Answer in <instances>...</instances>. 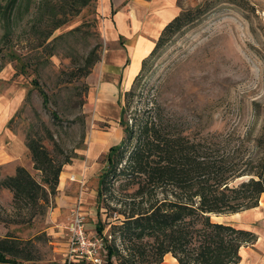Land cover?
Listing matches in <instances>:
<instances>
[{"label":"rangeland","instance_id":"374dc122","mask_svg":"<svg viewBox=\"0 0 264 264\" xmlns=\"http://www.w3.org/2000/svg\"><path fill=\"white\" fill-rule=\"evenodd\" d=\"M7 1L0 0V108L12 105L6 125L22 136L25 145L29 133L41 137L55 154L47 140L48 130L62 150V154L56 153L57 158L80 162L87 172L83 175L85 188L78 187L75 200L63 216V228L56 231L59 235L46 229L51 224L49 206L43 216L37 214L29 224L20 225L23 235L38 233L36 246L43 262L64 264L66 231L75 205L84 215L87 233L104 241L106 237L111 239L112 225L118 223V214L112 209H123L121 199L109 197L108 192L101 203L96 197V177L105 152L120 136H104L109 144L95 157L88 156L94 133L115 131L113 127H117L99 118L90 94L89 73L98 61L89 67L85 59L99 58L103 49L97 0L83 6L82 0H43L41 8L40 0H21L12 10ZM175 2L180 11L199 8L152 55L138 87L142 90L140 98L146 91L153 92L192 130L221 133L231 139L232 145L243 138L244 146L251 151L253 141L246 140L259 135L264 123V0ZM88 67V74H84ZM40 89L47 95L46 102ZM140 98L136 97L132 104L139 105ZM109 105L112 111L114 103ZM253 125L252 134H248ZM30 171L39 179L37 170L32 167ZM261 198L259 212L246 209L211 218L237 227L264 228V194ZM29 213L21 203L14 204L12 194L0 202V218L6 221L20 224L29 218ZM100 221L105 225L102 232H96ZM114 235L119 243L118 233ZM164 260L163 257L161 264H172ZM102 264H106V252Z\"/></svg>","mask_w":264,"mask_h":264},{"label":"trees","instance_id":"16d2710c","mask_svg":"<svg viewBox=\"0 0 264 264\" xmlns=\"http://www.w3.org/2000/svg\"><path fill=\"white\" fill-rule=\"evenodd\" d=\"M20 1L8 0L7 5L12 10ZM90 1L82 0L81 6ZM43 4V0L38 3L40 8ZM197 8L180 11L164 26L129 88L119 95L121 138L105 152L97 187V201H105L108 192L109 197L121 199L123 206L112 209L118 214V223L112 225L111 239L104 241L106 264H161L166 253L177 264H236L240 247L256 240L254 232L214 221L211 216L259 204L264 194V123L259 135L246 140L253 141L250 151L243 138L232 145L221 133L192 130L153 92L146 91L140 98L138 87L152 55ZM97 60L88 56L85 62L90 67ZM2 66L0 62V70ZM40 92L46 102L47 95ZM136 97L141 103L134 106ZM253 130L254 125L249 126L247 133ZM47 140L54 152L62 154L48 130ZM26 146L39 179L22 165L15 167L13 175L0 179V187L12 194L14 204L29 209V218L20 225L29 224L37 214L43 216L56 194L61 168L70 161L68 157L58 159L41 137L26 134ZM242 176L245 178L234 182ZM0 222L6 227L18 224L1 218ZM104 225L100 221L96 232H102ZM37 238L38 233L21 236L8 230L0 237V264H55L42 261Z\"/></svg>","mask_w":264,"mask_h":264},{"label":"crops","instance_id":"0c3cea01","mask_svg":"<svg viewBox=\"0 0 264 264\" xmlns=\"http://www.w3.org/2000/svg\"><path fill=\"white\" fill-rule=\"evenodd\" d=\"M96 10L100 15L98 29L103 41V49L98 62L92 68V73H89L91 100H93L99 118L108 123H115L117 127H113L116 128L115 131L94 133L92 136L94 138H91L88 144L90 158L95 157L105 148V145L109 144L103 139L104 136L116 134L121 138L122 130L118 123L119 95L123 92L121 90L128 89L134 76L140 70L142 59L153 49L164 26L180 12V7L175 0H97ZM111 102L114 103L112 111L109 110ZM11 107L10 104H4L0 108V178L13 175L17 165H22L29 171L33 167L30 152L22 136H18L6 125L12 115L10 114ZM111 145L107 147V150ZM67 163L61 168L56 194L52 198V205L48 208L51 224L46 229L50 228L54 234L58 235L60 233L56 231L63 228L61 227L64 224L63 216L65 217L69 206L75 200L78 187L85 188L83 175L87 174L80 162L71 163L70 160ZM100 172L96 177L97 187ZM62 174H64L63 179H61ZM81 190L82 188H80V194H82ZM10 197L11 193L7 189L0 188L1 203L3 198L8 200ZM261 197L259 204L250 209L261 211L263 206ZM244 229L254 232L256 240L253 244L240 247V260L236 264H262L264 262V228L249 226ZM8 230L21 236H27L22 234L24 228L20 224H10L6 227L3 222H0V237L4 236ZM165 258L171 260L172 264H177L170 253H166Z\"/></svg>","mask_w":264,"mask_h":264},{"label":"built area","instance_id":"2783aa9c","mask_svg":"<svg viewBox=\"0 0 264 264\" xmlns=\"http://www.w3.org/2000/svg\"><path fill=\"white\" fill-rule=\"evenodd\" d=\"M69 220L64 264H102L106 252L104 240L87 233L84 215L77 205L71 209Z\"/></svg>","mask_w":264,"mask_h":264},{"label":"bare ground","instance_id":"6f19581e","mask_svg":"<svg viewBox=\"0 0 264 264\" xmlns=\"http://www.w3.org/2000/svg\"><path fill=\"white\" fill-rule=\"evenodd\" d=\"M140 59H141V58H140ZM174 260H175V259H174ZM174 260H173V261H174Z\"/></svg>","mask_w":264,"mask_h":264}]
</instances>
